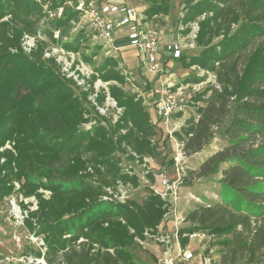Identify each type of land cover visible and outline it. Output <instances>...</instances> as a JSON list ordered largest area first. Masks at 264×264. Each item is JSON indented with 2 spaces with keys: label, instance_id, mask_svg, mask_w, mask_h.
I'll return each mask as SVG.
<instances>
[{
  "label": "trees",
  "instance_id": "16d2710c",
  "mask_svg": "<svg viewBox=\"0 0 264 264\" xmlns=\"http://www.w3.org/2000/svg\"><path fill=\"white\" fill-rule=\"evenodd\" d=\"M144 1V22L170 13L172 0ZM47 2L56 9L65 0ZM76 16L69 10L52 24L63 29ZM203 16L196 39L200 53L177 60L185 68L199 65L212 72L216 82L204 91L200 106H191L189 113L196 117L176 136L185 159L208 147L217 131L223 144L189 171L182 185L192 187L216 176L219 186L264 206V0H195L183 22ZM44 17L39 0H0V204L18 197L26 213L23 228L44 243L35 259L47 264H137L129 249L147 229L165 222L171 205L153 190L143 203L103 198L118 184L139 186L138 175L124 170L118 155L140 160L154 156L157 123L141 97L125 92V78L107 72V66L116 64L111 59L84 90L60 74L55 59L44 58V43L26 54L23 39L37 33ZM220 34L223 38L214 44ZM83 40L80 30L62 46L79 52ZM98 80L107 88L99 90L95 104L89 97ZM108 97L122 110L115 123L99 115L98 107L104 108ZM194 202L182 216L191 226L180 233L204 235L212 264L264 259V213L255 216L220 200ZM187 242L182 240L183 247ZM213 242L220 246L218 260L210 254Z\"/></svg>",
  "mask_w": 264,
  "mask_h": 264
},
{
  "label": "rangeland",
  "instance_id": "374dc122",
  "mask_svg": "<svg viewBox=\"0 0 264 264\" xmlns=\"http://www.w3.org/2000/svg\"><path fill=\"white\" fill-rule=\"evenodd\" d=\"M42 2L44 19L38 25V31L35 35V45L37 50L41 43H44V58L55 59L65 63L72 62V69L80 68L82 71L92 77L93 75H100L97 69L102 68L107 60H112L116 64L114 66H107V72H118L126 80L125 92L129 94L138 95L143 99L146 108L150 109L154 114V119L157 120V136L154 137L153 142L157 145V151L154 156L146 157L141 160L129 158L127 155H118L122 161V168L126 171H133L131 175L137 174L139 177V186L137 188L131 186H123L120 190H109L112 195L110 199L117 203L125 204L128 201H136L143 203L149 196V191H157L158 187L163 189V180H166V189L161 197L167 203H176L175 215L167 214L165 217H170L166 222L164 232L168 231L173 235L175 231V221L181 222V217L189 209H192L196 204L191 195L199 197L203 203H208L214 200H220L222 203H228L231 207L245 212H249L255 216L264 213V206L247 203L241 196L234 194L224 186L218 185V177L214 176L207 180H199L192 187L182 185V179L188 175L189 171L195 169L198 164L211 152L219 149L223 144V139L217 131L218 135L212 143L206 147L201 153H198L189 159H185L181 151V142L176 136L182 135V131L191 124L193 116L192 113H187L181 116L172 115L167 119L156 116L153 107L152 90L160 86L162 82L175 78L176 82L185 84L187 88V95H189L190 105L194 108L200 106V98H203V93L207 87L212 86L215 82V76L212 72L207 71L199 65H192L189 68L183 67V62L168 57V52L174 50L176 45L181 46L182 55L189 57L198 55L200 53L197 47L196 39L200 30V21L204 18L195 19L187 23L183 22V18L187 12V7L195 0H172L171 10L167 16H160L154 18L153 23L142 22L143 27L156 29L160 32V53L158 64L165 67V73L151 74L146 65H141L139 55L131 54V50L121 49L122 44H127V38L123 33H117L111 42L103 41L98 34L91 29L84 16L76 10L77 0H65L63 5L58 8H53V2L48 0H39ZM123 2L132 9L136 14L143 15L147 9L144 0H123ZM122 2L114 1V4ZM62 10V12L60 11ZM77 12L75 19L71 20L63 29H55L52 21L63 18L66 11ZM117 19L118 16H113ZM47 20V21H46ZM166 20V21H165ZM48 22V23H47ZM82 30L84 40L79 52H68L63 48V44L73 41L79 31ZM53 32L50 37L49 33ZM170 37V41L167 39ZM224 34H220L214 40L217 44ZM123 42V43H121ZM170 42L171 48H168ZM121 49V50H120ZM52 51L54 54H51ZM98 53V54H95ZM185 53V54H184ZM51 54V55H50ZM49 55V56H48ZM87 56L90 60L85 61L83 56ZM136 56V57H135ZM58 63V62H57ZM60 74H63L62 66L58 63ZM70 72H73V70ZM72 74V73H71ZM147 75L151 78V82L147 80ZM98 90L107 88V84L102 80L96 82ZM148 104V107H147ZM110 104H106L101 108V116L105 117L108 122L115 123L122 113V110L111 108ZM153 107V108H152ZM91 116L98 117L95 111L91 110ZM98 122V119H97ZM96 122V123H97ZM95 122L88 124L87 128H91ZM136 161V162H133ZM139 161V162H138ZM134 169V170H132ZM136 171V172H134ZM155 179V183L152 179ZM162 183L160 184V182ZM156 193V192H155ZM157 194V193H156ZM178 195V196H176ZM159 196V195H158ZM198 198V199H199ZM199 199V201H200ZM34 202V200H31ZM198 201V202H199ZM115 202V203H116ZM28 203V201H26ZM33 208H35V203ZM175 210V209H174ZM24 213L19 205L18 197H12L6 202L0 204V264H41L35 260L34 252L39 250V241L31 235L22 226V216ZM169 223V228H168ZM162 225V224H161ZM191 223L181 222L180 228L185 229L190 227ZM181 232V231H180ZM156 234L154 229H147L144 232L143 239H135V245L129 249L133 261L137 264H159L162 250L160 245L153 241H148V235ZM187 239L185 233L179 234L178 241L182 248L190 251L195 256L202 252V243L199 240L189 241L183 247L182 240ZM40 240V239H39ZM207 241V240H206ZM211 256L214 260H218V250L220 246L217 242L210 245ZM178 251H175L173 257H177Z\"/></svg>",
  "mask_w": 264,
  "mask_h": 264
},
{
  "label": "built area",
  "instance_id": "2783aa9c",
  "mask_svg": "<svg viewBox=\"0 0 264 264\" xmlns=\"http://www.w3.org/2000/svg\"><path fill=\"white\" fill-rule=\"evenodd\" d=\"M76 3V10L84 16L88 26L93 29L103 41L109 43L114 39V36L117 33H123L127 38L128 45L138 51L141 65H146L151 74L163 73V69L158 64L160 53V32L151 27H143V15L136 14L124 2L118 5L114 4L112 0H77ZM60 11L62 12V10ZM113 16H118V18L114 19ZM35 43V37L26 35L22 42L23 51L26 54H31L36 48ZM53 52L57 51H52L51 54H54ZM181 55V46L176 45L173 51L174 59H179ZM57 62L62 66L63 74L65 76L74 79L79 86L84 88V90L89 89L87 80L90 76L85 74L82 69L76 68L73 70L72 62L61 63L58 60ZM71 69L73 72H70ZM185 86L186 85L183 83L176 82L175 78H170L152 90V105L157 117H160L161 119L166 118L168 123L169 117L172 115H184L189 113V109L193 104L190 105L189 95H187L186 92L187 86ZM98 92L99 90L95 84V93L89 97V99L95 104ZM107 103L112 106L111 108L115 107L118 109L117 104L109 97L107 98L106 104ZM98 109L100 112L102 111L100 107H98ZM166 186V180H163V189H157L155 192L161 197L167 196L163 195ZM122 187L123 185L118 184L117 189L120 190ZM110 197H112V195H108L103 199L112 201ZM190 197L193 201H199L195 195H191ZM175 199V203H169L171 205L170 212L168 213L170 217L176 213L177 197H175ZM25 216L26 214L22 216V220ZM170 217H165V222L154 229L156 234L148 235V239H146L148 241H153L163 248L161 259L158 260L159 264H212L211 258L205 253L206 237L204 235L198 233L185 234V237H187L189 241L192 242L194 240H199V242L202 243V252L197 256L181 247L178 241V236L182 229L179 225L181 222H184L183 217H181V222H176L177 220L175 221V231L173 235L169 234L168 231H163V228L166 227V221L169 220ZM37 240L40 242L39 246H44L42 240ZM175 251H178L176 258L173 257ZM35 260L37 261L38 259ZM39 263L47 264L44 259H41ZM254 264H264V259Z\"/></svg>",
  "mask_w": 264,
  "mask_h": 264
},
{
  "label": "crops",
  "instance_id": "0c3cea01",
  "mask_svg": "<svg viewBox=\"0 0 264 264\" xmlns=\"http://www.w3.org/2000/svg\"><path fill=\"white\" fill-rule=\"evenodd\" d=\"M113 2L114 1H119V2H123V0H112ZM166 21V20H165ZM151 23H153V22H151ZM167 39L170 41V37H168L167 36ZM113 40H115V38L113 39ZM112 40V41H113ZM121 43H123V42H121ZM169 44H168V48H171V46H170V42H168ZM121 49H124V50H127V49H129V50H131V54H135V55H138V51L135 49V48H133L132 46H130V45H127V44H122L121 45ZM120 49V50H121ZM173 49H171V53L170 52H168V54H167V56L170 58V57H172L173 56ZM172 55V56H171ZM136 57V56H135ZM160 65V67L161 68H165V67H162L161 66V64H159ZM165 70H166V68L164 69V73H165ZM145 75V74H144ZM145 76H147V75H145ZM147 80H149L150 82H151V78H149L148 76H147ZM147 107H148V104H147ZM154 115V114H153ZM153 121L155 122V123H157V120L156 119H154V116H153ZM218 181H219V178H218ZM219 185V184H218ZM168 228H169V223H168Z\"/></svg>",
  "mask_w": 264,
  "mask_h": 264
}]
</instances>
